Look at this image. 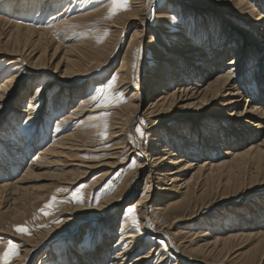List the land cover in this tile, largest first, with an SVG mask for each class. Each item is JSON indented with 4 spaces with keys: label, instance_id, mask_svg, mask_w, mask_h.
Returning a JSON list of instances; mask_svg holds the SVG:
<instances>
[{
    "label": "bare ground",
    "instance_id": "6f19581e",
    "mask_svg": "<svg viewBox=\"0 0 264 264\" xmlns=\"http://www.w3.org/2000/svg\"><path fill=\"white\" fill-rule=\"evenodd\" d=\"M38 1L42 6L43 2ZM51 1L53 0H45V3ZM96 1L85 0L83 3L91 5ZM251 1L163 0L157 8L159 12L154 14L155 24L151 26L148 42L146 41L147 49H156L155 51L153 48L156 56L151 65H148L143 57L137 56L133 61L130 46L137 40L139 46L142 43L144 50V35L150 28L151 5L154 0H148L145 4L142 0H129L128 11L118 10L111 17L105 14L107 9H103V6L84 13L85 16H82V11L77 8L74 11L81 14L75 13L73 18L68 19L66 17L69 15L64 18L61 15L44 26L35 25V21L24 25L21 20L25 15H16L20 21L17 22L8 18L11 15L8 11H0V29L6 27L3 36L0 32V59L8 60L9 66L17 63L23 65L22 61L17 60L19 57L25 62L27 59H33L39 52L22 70H15L14 74L10 73L0 82V121L9 124V129L6 128L9 132L5 131L6 135L1 137L0 149L1 145L6 144L5 139H9L7 133L13 132L21 134L14 140V144L22 142L26 145L22 153L23 164L12 156L18 162L14 171L20 169V166L24 170L21 177L12 180L11 175H8L4 182H0V205L10 202L3 206H7L4 211L12 209L10 216L15 218L20 212L24 214L28 207L36 205L41 199L34 195V191L47 187L51 189L60 184H83L99 172L94 178L95 181L88 187L91 190L104 185L110 173L117 171L119 167L124 172V177L112 190L109 186H103V197H99V203L95 204L91 191L87 190L89 192L82 204L68 203L58 210L54 219L62 217V223H49L47 227L33 231L30 236L14 235L13 238L18 240L19 254L9 264H27L31 256L43 249H46L45 254L49 257L47 258L51 262L57 260L58 264H148L151 252L158 249L157 246L153 249L154 244H159L158 253H161L162 246L157 239L164 236L168 246L164 253H171L172 261H178L179 264H211L208 262L209 257L222 260L220 263L226 264H264V231L250 232L245 234L246 237L225 235V231L204 227L200 230L202 235L191 232L201 227L198 222L201 216H206L214 210L216 214L213 213L212 218L220 214L219 208H212L222 204L229 207L239 205L238 197L233 195V178L241 170H251L255 176L252 179L256 178L260 184H264V11L259 5H264V0L263 3L260 0ZM3 2L4 0H0V3ZM201 8L210 10L202 17L195 14V11H200ZM96 15L100 16V24L110 31L104 43L97 45L85 39H73L70 44L61 46L63 39L57 38L60 43L52 46L49 35L58 36L62 22L71 21L73 24V20ZM36 16L46 18L40 11ZM205 17H210L206 27L199 22ZM170 21L173 22L171 26ZM230 21L236 23L227 25ZM191 22L204 28L197 24L187 25ZM166 24L171 29H168ZM125 28L132 29L133 32L131 35L126 32L129 35L127 47L124 48L118 67L112 74L108 72L109 64L113 63L110 57L116 42L119 41V32ZM162 34L164 39L160 36ZM233 45V56L221 65L222 60L230 55L229 48ZM243 52L245 54H242ZM139 53L141 54V51ZM244 55L251 61L252 58L258 57L253 76L249 75L253 69L250 61L240 62V56ZM98 69H104L105 73L116 77V88H122L125 97L127 96L128 102L125 105L106 109L108 103L99 101L98 92L105 88V82L100 81L99 75H96ZM242 69L247 70L245 74L249 77L240 81L236 74ZM134 75L136 90H140L138 96L137 93H132ZM28 78L31 83L36 82L38 85L27 87L31 91L27 98L19 94V105L14 107L19 115H13L6 122L5 115L16 94L17 86L20 81ZM79 86L83 87L79 91H67ZM128 93H131L130 96ZM92 96L96 99L93 100ZM144 101L148 102L142 112L147 117L146 135L151 131V139L156 144L153 142L154 144L149 146L150 151L145 150L140 141L136 144L139 148L137 149L145 153V159L139 160L137 157L134 171L136 176H133V171L126 167L133 160L128 158L127 154L135 153L130 126L136 117H139L137 114L141 112L139 109ZM39 112L43 113V116L38 117ZM204 113L208 117L224 114L225 118L224 122H219V128L215 124L206 130L222 135L217 138L208 137L207 143L202 142V139L197 141L199 136L204 134L197 133L193 127L194 123L188 120L203 116ZM43 118L50 120L44 121ZM93 119L98 122L90 123ZM172 119H183L184 122L175 125L173 132L165 133L162 125ZM64 121L67 123H63ZM20 122L22 127L18 130ZM49 123H52V130L48 127ZM58 123L61 125L59 130L56 127ZM68 126L73 128L67 130ZM249 126H255L253 135L248 132ZM48 131H51V135ZM105 131L106 136L102 137L100 133ZM25 132L27 136L30 134L29 138L23 136ZM177 137L185 144L190 143L191 150L184 152L185 150L176 149L177 146L184 145ZM164 138H168L170 145L167 144L169 146L159 153L158 148L165 146L162 143ZM135 141L137 143V140ZM43 142L44 145L40 147ZM209 142L214 144L213 147H209ZM150 144L149 142L148 145ZM34 147L36 149L33 151ZM28 152L33 153V158L26 161ZM121 152L127 154L120 162ZM201 155H204L206 160L195 161ZM189 157L194 159L188 160ZM143 168L147 169V195H139L135 202L126 201L136 197L140 190V184L137 182L145 183L144 180L137 179V172ZM3 171H8L5 165L0 166V172ZM189 171L193 173L189 180H186ZM154 179L157 182L152 186ZM37 182L39 184H35ZM220 185H232L233 188L220 193L213 191ZM152 196L150 210L146 201L151 200ZM124 206L135 208L139 231H136L131 220L122 214ZM260 210L262 212H257L251 207L250 214L261 217L264 207H260ZM4 211H0V220L6 213ZM120 218L119 229L116 231L114 223ZM41 222L45 225L47 221ZM252 222L254 224L247 225V228L264 226V222ZM85 228L92 230L89 246L82 245V238L69 239L75 230L84 232ZM144 231H150L155 236L152 239L154 242H151L153 245L147 249ZM191 236L195 237L190 239ZM245 238L252 239L254 246L242 250L247 242ZM60 241L62 244H58ZM131 245L135 246L134 250H131ZM154 256L152 253V258ZM156 258L155 264H163L164 257Z\"/></svg>",
    "mask_w": 264,
    "mask_h": 264
},
{
    "label": "rangeland",
    "instance_id": "374dc122",
    "mask_svg": "<svg viewBox=\"0 0 264 264\" xmlns=\"http://www.w3.org/2000/svg\"><path fill=\"white\" fill-rule=\"evenodd\" d=\"M41 1L43 2L44 7H43V5L40 6V1H38V0H4L3 3H0V11L1 10L8 11L9 13H11L10 17H8V18H10V20L17 21V22H20V21L17 20L16 15H18V17H21V15L22 16L25 15V18L23 20H21V22L24 25L25 24L28 25V24H30V22L35 21L34 22L35 25H40L41 24V25L44 26L47 22H52V21L55 20L56 17L58 18L61 15H62L61 16L62 18H64L65 16H68L69 15V17H66L68 19V18H73L74 17L73 15L75 13H80L81 14V12H79V11H74L77 8H79L80 11H82V14H83L82 16H85L84 13H87L89 11H94L96 8H98V6H103L104 7L103 9H107L106 12H105V14H109L108 13V9L111 7V0H99V1H101L100 3L97 0L98 2L96 1V3H94L95 2L94 1V2H92L91 5H88V3H83L85 0H71V1L70 0H68V1L67 0H59V1L53 0V1L48 2V3H45V0H41ZM147 1L148 0H142V3L145 4ZM253 1L254 0H252L251 2H253ZM260 1H262V3H263V0H260ZM162 2H163V0H154L153 4L151 5L152 6L151 7L152 14H151V17H150L151 21L149 20V22H150L149 23L150 24V28H148L147 33L144 35V41H145L144 42L145 43L144 50L142 49L143 48L142 43L139 46V41H137V40H135V42H133L131 44V46H130V48H131L130 49V56H131V59L133 61L136 60L137 59V56H138V58L143 57L144 60L147 61L148 65H151V63H153L152 60L156 56V52H154V50H153L154 47L152 48V50H151V48H148L149 49L148 50L146 48V43L148 42V38L147 37L151 33V26H153V24H155L154 17H156V15H154V14H157L159 12L157 10V8L159 7V5ZM127 4H128V6L130 5L129 0H127ZM259 5L261 6L260 9H262V11H264V5L261 4V3ZM41 9H43V11ZM28 10H30V12H27ZM44 10L46 12H44ZM118 10H122V11L125 12L126 10L128 11V7H127L126 10L125 9H118ZM209 10L210 9L201 8L200 11H195V14H197L198 16H201L202 15V17H203L205 15L204 13L207 12V11H209ZM38 11H40V13L42 12V14L46 18L45 19H41L40 18L41 15L40 16H36V14H37ZM51 11L53 13H50ZM156 11H158V12H156ZM25 12L28 13V15H26ZM1 14H0V16H1ZM71 15H72V17H71ZM49 16H52V17H49ZM53 17H54V19H53ZM99 17H100L99 15H96V16H90V17H88L89 19L88 18H80V19H77V20H73V24H72L71 21H68L66 23L65 22H62V25L60 26V31H59V33H57L58 36L57 35H52V34L49 35V37L52 39V46H55L56 44H58V42L60 43V41H58L57 38L63 39L61 46H66V45L70 44L69 42H72L73 39L78 40V41L81 40V39H85L86 41H90V43H96L97 45H99L100 43L101 44L104 43L107 40V37L109 36L108 34H109L110 31L108 30V28H106V27H104V26H102L100 24V18ZM49 18H50V21H49ZM217 18L219 20L221 19L219 16H217ZM25 19H27V20H25ZM88 20H91V21H88ZM209 20H210V17H205L202 20H199V22L202 25H204V27H206V26H208V21ZM75 21L76 22L78 21V22L75 23ZM172 23L173 22L170 21L169 22V25L170 24L173 25ZM235 23H236V21H230V22H227V25H233ZM68 24H69V26H67ZM88 24H89V26H87ZM195 24L199 25L202 28V25H200L198 23H194V22H191L190 24H187V25L193 26ZM169 25L166 24V27L168 29H171V27H170L171 25L170 26ZM77 26H79L78 29L75 28ZM5 30H6V27L0 29V32L2 33V36L6 33ZM123 30H126V31H123ZM131 30L132 29H129L128 30V28H125V29H122L119 32L120 33L118 35V40L119 41L116 42L115 47H114V50L115 49L116 50L115 51L113 50V53H112V55L110 57V61H112L114 64L113 63H110L109 64V67H108V72H110L112 74L114 73L113 71L115 69H117V67H118V63H119V60L121 58V55H122V53L124 51V48L127 47L126 46L127 43H128L127 40L129 39V35H131V33L133 32V30L132 31ZM238 31H239V29H238ZM126 32H128L129 35ZM75 35H77V36H75ZM160 36H161L162 39L165 38V36L163 34L160 35ZM119 37H121V38H119ZM126 41H127V43H126ZM49 45H51V43H49ZM234 48H235V45H233L232 47L230 46V48H229V54L230 55L227 58H225L224 60H222V64L221 65H223L226 60L230 59L233 56V54H234L233 53ZM131 50H133V51H131ZM139 50L141 51V54L139 53L140 52ZM35 51L37 52V50H35ZM155 51H156V49H155ZM38 53L39 52H37V54H35V56L33 57V59L38 55ZM242 54H245V52H243ZM245 57H246L245 55L244 56H240V62H243V61L245 62L247 60V58H245ZM33 59L30 58V59H27V61L24 62V59H21L19 57L17 60L22 61V64L23 63L24 64L23 65H20L19 63H17V64H14V65H11V66L8 65V60H6L5 58L4 59H0L1 60L0 61V82L4 81L6 79V76L8 77V75L10 73L14 74L18 69L19 70H22L23 69L22 67L23 66H27V64H29V62L32 61ZM257 59H258V57L256 56V57L252 58V61L249 60V59L247 60V62L250 61L251 68H253L251 70V72L249 73L250 76H253L255 74L254 69H255V66H257L256 65ZM246 71H247L246 69H242V70H238L237 71L236 76H237V78H239L240 81L243 80V78L246 79L247 77H249V75L246 76V74H245ZM105 72L106 71L104 69H98L96 71V75L97 74L99 75L100 81L105 82V84H104L105 85V88H102L98 92L99 97H100L99 101H104V102H107L108 103L106 105V107H105L106 109L107 108H110L111 109L112 107H118V105H123V104L125 105L128 102L127 96L125 97V93L122 91V88L121 89L116 88V86H115L116 80H115L114 86H113V88L111 90H109L107 88V83L106 82L109 79H111V77L113 75L110 74V73H105ZM29 80H30V78L24 79V80L20 81V84H18L17 90H16V94L14 95V97H13V99L11 101V104L9 105V107L7 109V114L5 115L6 122L8 120H10L13 115H15V114H16L15 116L19 115L14 110V107H17L19 105L18 104V100H17L19 94L20 95H24V97L27 98L28 95H29V93H31V91H29V88H27V87H29V85H31L33 87H34V85H38L36 82L31 83ZM136 86H137V82L135 80V75H134L133 78H132V86H131L132 88H134V89H132V91H134V92H132V91L131 92L132 93H137V96H138L140 90H136ZM138 87H139V85H138ZM81 88H83V87L82 86H79L76 89H68L67 91H72V90L79 91ZM117 92H119L120 96L123 97V100L121 102H119V103L116 102L117 100L120 99V96H118L116 94ZM128 94L130 96L131 93H128ZM106 97H107V99H106ZM142 103L143 104H141V107L139 109L141 112H139L137 114V116H139V117H136V120L134 121L133 125L130 126L131 127V130L129 128L130 132L132 133L131 142H134L135 143V148H134V150H135V153L134 154L135 155L134 154L129 155V153L127 154V152H121L120 153L121 156H119L120 162L123 161V159H124V157H125L126 154H127V157L128 158L133 159V160L136 161V164H135L134 167L126 166L129 170L133 171L132 172L133 176H136V173L134 171H136V166H137V161H138L137 160V157L139 158V160L140 159H145V157H144L145 153L142 152L141 150H138L139 148H138V146L136 144H138V142L140 141V144H142L141 146L145 150H148L149 149V146H151L152 144H154V143L156 144V142H154L153 139H151V136H150L151 135V131L149 132V135L148 136L146 135V133H147V127H148L147 117H146V115H143L142 112L147 107V103L148 102L147 101H144ZM22 106H23V104H22ZM205 114L206 113H204L203 116L200 115L199 117H196V119L188 118V120H190L191 122L194 123V126L193 127H194V129L196 130L197 133L204 134L203 136H199L200 139H197V141H199V140L202 139V142H205L206 141V143H207L208 142V137L211 138V136H214V137L217 138V137H220L222 135H216V134L210 133V130L208 132L206 130L210 129V127L211 126H214L215 124H216L215 126H217V128H219V126H220L219 122L222 121V120L224 122L225 121V118H224V114H221L219 116H210V117L206 116ZM40 115L43 116V113L39 112L38 113V117ZM91 115H93V114H91ZM43 119H44V121L50 120V119H47V118H43ZM39 121H41V120H39ZM97 122L98 121L96 119H93L92 121H90V123H97ZM183 122H184L183 119L182 120L172 119V120H169L166 124H163L162 125V127H163L162 129H164L163 131L165 133L173 132V130H174L173 127L175 125H181ZM21 127H22V125H21V122H20L19 123V127H18L20 129H18V130H21ZM48 127H49L50 130H52V123H49L48 124ZM137 127H139V128L142 129L143 135H141V134H139V133L136 132V128ZM6 128L9 129V124L8 123L5 124L3 122V120L0 121V144H1V137H2V135H6L5 133L6 132H9L8 130H6ZM68 128L71 129L73 127L72 126L66 127L67 130H70ZM254 128H255V126L254 127H250L249 126V129H248V132L250 131L252 135L255 133V131L253 130ZM200 129H203L204 131L201 132V131H199ZM62 130H64V128H62ZM48 132L51 135V131H48ZM7 134H8V137H9V139H8L9 141L7 139H5L6 140L5 141L6 144L1 145L2 148L0 149V162L5 163L4 165L8 169V171H3L2 173L0 172V182H4V178H7L8 175H11L10 178L12 180L13 179H18V178L21 177V175H22V173L24 171L21 166L19 167L20 169H18L17 171H14V168H16L17 163H18L17 160L14 159V158H18L19 160H21L20 164H23L22 160H23L24 157H22L23 156L22 153L26 149V145L24 143H22V142H19L17 144H14V140L17 139L19 136H21V134H18L17 135L16 132L7 133ZM227 134H230V133L227 132ZM29 135L30 134H28V136H27V133L25 132L23 136H25L26 138L27 137L29 138ZM50 135L48 136V138L50 137ZM136 135L140 139L138 137H136ZM177 139H179V137H177ZM135 140H137V143H136ZM179 140H180V143H183L184 145H182L183 147L177 146L176 149L185 150L184 152H187V151L191 150L189 148V147H191L190 143L189 144H185L183 141H181V139H179ZM239 140H240V142H242L243 145H245V142L243 143L242 139L239 138ZM184 141L186 142V140H184ZM143 142H144V145H143ZM149 142L151 143L150 145H148ZM47 143H46V145H47ZM162 143L165 144V146L158 148L157 151L159 153H162L161 150L166 149V147H168L170 145V141L168 140V138H164V140H163ZM12 144H13V146H12ZM167 144H169V145H167ZM6 145L8 146V149H7V146ZM43 145H44V142L41 145H39V146L41 147ZM209 145H210L209 147H211L214 144H211V142H209ZM17 146H20L22 149H18ZM12 148H13L14 151L12 150ZM35 149H36V147H34L32 150L34 151ZM17 150H18V152H17ZM21 150H22V152H20ZM8 151H9V153H8ZM148 151H150V150H148ZM139 155H140V157H139ZM25 157H26V161L29 158L32 159L33 158V153H29L28 152V154ZM191 159H194V158H192V157H189L188 158V160H191ZM202 159H205L206 160V157L204 155H201V156L197 157L195 159V161H202ZM4 165L0 164V166H2V167H4ZM21 169H22V171H20ZM146 170H147L146 168H143V169H141L140 171L137 172V176H138L137 179L139 181L140 180H144L145 181V179H146V172L145 171ZM98 173L99 172L93 174V176H91V178L87 182H85L83 184H80V183L75 184L76 186L74 184L73 185H69V186L67 184H64V185L60 184V185L56 186L57 188L53 186V187H51V189L49 187H47L45 189H41V190L34 191L33 192L34 195H36L38 197H41V199L38 200L35 203L36 205H33L32 207L31 206L28 207V209L24 212V214H22L20 212L19 213V216L15 217V218L14 217L12 218V216H10V213H11L12 209H7V211H4L7 208V206L5 208H3L4 205L9 204L10 202H8L7 204L4 203L3 205H0V211L6 212V213L3 212L4 213L3 214L4 217H3V219L0 220V254H2L5 251V249H6L7 245H8V241L9 240H12L16 244L18 243V240L16 238H13L14 235H18L19 234V235H24V236H30V235H32L33 231H36V230L42 228V227H39L40 225H44L41 222L42 220L47 221L46 223L44 222L45 225H48L49 223H52V221L56 220V219H54V217H56L58 210L61 209L62 207H65L68 203L71 204V205H74V204L75 205H78V203L74 202L71 199L72 192H74L77 189H79L80 190V194H81V196L83 198V201H84L86 199L87 193L89 192L87 190H90L88 187L90 186V184L93 181H95L94 178H96V174H98ZM134 173H135V175H134ZM192 173H193V171L187 172L186 180H189V177H190V175ZM123 177H124V172L119 167L117 169V171L115 170V172L113 171V172L110 173V175L107 177L106 182H105L104 185H102V186L100 185L101 187L100 186H96V187H99V188L94 187L95 190L94 189H91L90 190L91 191L90 194L94 198V202H96L95 197H103V195L101 193L102 192L101 189L103 190L104 187H108L109 186L110 187V190H112L113 187ZM253 177H255V176L252 174V171L249 170V169H247V168H245L244 170H241L240 173H237L234 176V178H233V182L235 184V187H234L235 188V191H234V194L233 195H236L238 197L237 200L239 202V205L229 207V206H227L225 204H222V205L217 206L216 208H212V209L219 208L221 210L220 214H217V215H215L212 218V214L215 213L214 212L215 210L214 211L212 210L213 212H210L208 215L201 216L200 218H198V222L200 223L199 226H201V227H198L196 229H193V230H191V232L194 231L197 234L202 235L203 233H201V231H200L201 229L210 228V229L215 230V231L216 230L225 231L224 232L225 235L236 236V237L239 236V235H242V236L246 237L245 234H247V233H250V232L257 233V232H260V231H264V226L263 227H257V226L256 227H253L252 226V227L247 228V225L254 224L252 221H254V222L256 221L258 223L264 222V213H262L263 215H261V217H258L255 214L254 215H251L250 214L251 213L250 212L251 211V207H253L257 212L261 211L260 210V207H264V184H260V182L257 181L256 178L252 179ZM148 180H151V179L148 178ZM140 182H137L138 185L140 184L139 185L140 186V190H138V192L136 194V197L133 198V199L129 198L126 201H134L135 202L138 199V196L139 195H142L143 197L147 195L146 191H147L148 182L147 181H145V183L143 181H140ZM152 182H154V183H151L152 186H155V183L157 181H156V179H154V181L152 180ZM35 184H39V182H37ZM40 184H41V182H40ZM166 186L169 187V184H167ZM231 188H233L232 185H220L218 187H215L213 191H215L217 193H220V192L228 191ZM57 189H64V190L61 191L62 192L61 193L60 191L57 192L56 191ZM92 190H94V191L92 192ZM53 195L56 196V202L54 204L53 210H51V214L50 215H44L43 213H40L38 210L40 208H42L43 205L45 203H47L48 200ZM210 198H212V196ZM250 200H253L254 202H250ZM69 201H71V202H69ZM152 201H153V196H152L151 200H147L146 201V205H147L148 208H150V210L152 208L151 207ZM82 203H79V204H82ZM95 204H97V202ZM17 206H19V203L17 204ZM127 208H128L127 206H124L122 208L123 209L122 210V214L124 213V210L127 209ZM111 212H113V211H111ZM120 220H121V218L120 219H117V221L114 223V228H115L116 231L119 229V226H118L119 224L118 223H119ZM258 223H256V225H258ZM25 224L31 230L30 231V234L18 233L14 229V227H13V225H25ZM2 227H4V228L2 229ZM202 227H204V228H202ZM13 233H15V234H13ZM91 233H92V230H89L87 228L84 229V232H81V231H79V229H77V230L74 231L73 236L70 237L69 239H74L75 237L82 238L81 239V243H83L82 245L84 247L85 246L87 247L91 243L90 242V237H92ZM260 234H262V233H260ZM144 235H145V238L147 239V242H146V244H147L146 249H147L148 247H150L151 245H153V244H151V242H154V240H152V239H154L155 236H153V234L150 231H144ZM207 235H210V233H207ZM193 237H195V236H191L190 239H192ZM245 239H247V242H246V244H245V246H244V248L242 250H246L247 248H249L251 246H254V243L252 244V242H253L252 239H248V238H245ZM157 240H158V242L160 241L159 243H161V246H162L161 253L160 254L158 253V251H159L158 249H160L159 248V244L158 245L157 244H154L155 246H153V249H155L156 246H157L158 249L153 250L154 252L153 251L151 252V255H150V259L151 260L149 259L148 262L150 264H155L154 260H155L156 257H157L156 259H161V258L164 257L162 259L163 260V264H174V263L175 264H179L178 261H172L173 256L171 255V253L170 254L169 253H166V254L164 253V251H167V249H168L166 237L164 236V237H161L160 239L158 237ZM240 240H241V238L238 240V242ZM58 244H62V241L58 242ZM63 244H64V242H63ZM131 247H132V245H131ZM133 248L135 249V246H133L131 248V250H134ZM45 251H46V249H43L41 252H39V250H38L33 256L30 257V259L28 260L27 264H37L39 262H40V264H58L57 260H53L51 262V260L48 259L49 257L46 256L47 254H45ZM162 251H163V253H162ZM152 253L155 254V256L153 258H152ZM18 254H19V247H18ZM18 254L11 255L10 258L8 259V261H7V264H9L10 261L15 256H17ZM162 254H164L163 257H162ZM44 256H46V257L43 258ZM208 259H209L208 262H210L211 264H226V263H223V262L220 263L222 260H217L214 257L213 258L212 257H209ZM165 261H166V263H165ZM0 264H5V261L3 260L2 255L0 256ZM193 264H197V263L196 262H193ZM231 264H233V263H231Z\"/></svg>",
    "mask_w": 264,
    "mask_h": 264
},
{
    "label": "snow or ice",
    "instance_id": "6c2138e0",
    "mask_svg": "<svg viewBox=\"0 0 264 264\" xmlns=\"http://www.w3.org/2000/svg\"><path fill=\"white\" fill-rule=\"evenodd\" d=\"M128 4H127V0H111V7L108 9V13L109 16H111L112 14H114L118 9H127ZM116 80L115 76H112L111 79H109L106 83H107V88L109 90H111L114 86V82ZM39 91V90H38ZM99 91V90H97ZM118 96H120L119 92L116 93ZM92 99L95 100L96 97L92 96ZM107 99V97H106ZM123 100V97L120 96V99L117 100L116 102L119 103ZM204 103H207V101H204ZM63 123H67V121H64ZM57 130L60 129L61 125L58 123L56 125ZM105 129L107 128V124H105ZM136 132L143 135L142 129L137 127L136 128ZM100 135L102 137L106 136V131L105 132H101ZM136 164L135 160H132L131 164L129 165L130 167H134ZM64 189H57L56 191H63ZM71 199L76 202V203H82L83 202V198L80 194V190L77 189L76 191L72 192L71 194ZM95 200L97 203H99V197H95ZM56 202V196L53 195L47 203H45L43 205L42 208H40L38 211L40 213H43L44 215H50L51 214V210H53L54 204ZM124 216L126 219H130L132 222V226L135 228L136 231H139V224H138V220L137 217L135 215V208L134 207H128L127 209L124 210ZM63 222V218H57L56 220L52 221V223L55 224H60ZM48 225H40L39 227H47ZM14 229L18 232V233H24V234H30V229L27 227V225H13ZM18 254V245L16 243H14L12 240L8 241V245L5 249V251L0 254L2 255L3 260L5 261V264H7L8 259L10 258L11 255H15Z\"/></svg>",
    "mask_w": 264,
    "mask_h": 264
}]
</instances>
